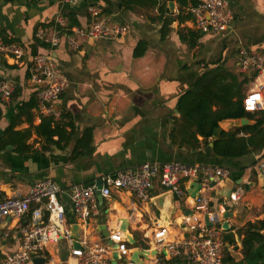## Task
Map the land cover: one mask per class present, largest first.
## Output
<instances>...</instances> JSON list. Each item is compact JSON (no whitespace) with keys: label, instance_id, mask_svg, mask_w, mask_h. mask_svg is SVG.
<instances>
[{"label":"crops","instance_id":"0c3cea01","mask_svg":"<svg viewBox=\"0 0 264 264\" xmlns=\"http://www.w3.org/2000/svg\"><path fill=\"white\" fill-rule=\"evenodd\" d=\"M127 1L78 0L65 5L59 0H0V40L24 50L20 63L0 60V79L13 89L9 99H0V201L24 197L35 182L50 179L62 191L59 201L68 222H73L69 203L73 185H88L104 175L135 169L144 163L175 161L223 168L230 172L228 178L204 193L210 210L220 212L221 218L226 215L221 225L223 262L264 264V182L257 170L264 161V147L238 158L219 157L212 150L220 131L254 125L259 116L239 127V120H224L206 143L197 136L196 146L181 143L176 133L172 137L180 119L178 100L204 73L222 66L239 79L254 75L238 69V53L241 48L264 52V0H226V8L233 14L231 30L226 34L196 31L193 47L181 41L178 34L184 29L195 31L192 19L174 21L164 29L165 19L179 12L175 0ZM89 7L96 8L107 23L126 26V36L82 42L78 50L69 49L63 37L52 48L35 38L38 29L50 36L57 31L86 28L91 22ZM190 7L188 2L183 13L187 14ZM139 42L144 43L145 52L135 57ZM47 54L55 59L57 72L68 82L55 105L58 115L49 117L60 127L71 124L64 126L61 138L53 137L52 143H45L35 134L34 128L46 116L38 115L36 87L29 82L33 57ZM247 85L243 99L254 87V78ZM30 100L35 101V107L20 111ZM28 131L26 139L12 133ZM248 136L244 132L238 135ZM191 184L185 186L188 199L183 203L172 195L174 212L169 218L151 203L137 202L130 193H113L110 200L102 201L99 216L90 221L91 239L104 237L101 226L108 231L120 223L121 229V220H126L129 233L141 249H147L142 240L159 226L168 228V241H181L188 235L181 218L187 211L195 212L191 196L195 187L191 188ZM230 189V194L240 191L236 203L229 201ZM161 194L155 181L152 197ZM248 224L254 227L248 229ZM19 225L17 220L7 219L0 226V258L18 249ZM246 237L248 244L244 248ZM150 249L155 253L153 245ZM45 254L47 264H73L64 241L50 245ZM158 255L166 256L164 250ZM168 264L192 263L183 256H172Z\"/></svg>","mask_w":264,"mask_h":264},{"label":"built area","instance_id":"2783aa9c","mask_svg":"<svg viewBox=\"0 0 264 264\" xmlns=\"http://www.w3.org/2000/svg\"><path fill=\"white\" fill-rule=\"evenodd\" d=\"M42 1V0H32ZM62 4L73 5L78 0H59ZM196 4L188 10L192 16V27L202 34H226L231 30L233 14L228 10L226 0H195ZM91 22L86 28L54 32L50 36L44 29H38L35 38L51 48L57 46L63 37L66 46L78 50L82 42L94 40H118L126 36V26L110 24L101 19L100 12L89 7ZM61 20H58L60 22ZM24 57L22 47L0 40V60L11 64L20 63ZM238 69L254 74V87L243 99L246 113L253 114L264 109V52H249L241 48L238 53ZM29 82L36 87V111L40 116H56L55 105L68 87L66 79L56 70V61L50 55H36L29 68ZM13 89L0 79V99L10 98ZM251 101V104H249ZM257 170L264 182V161L257 165ZM229 171L209 165H186L180 162L163 164L144 163L135 169L107 174L88 185H73L69 189L70 212L73 222H68L67 213L59 201L61 190L58 185L44 179L35 182L24 197H7L0 201V226L7 219L20 222L17 232L20 245L16 251L0 258V264H26L34 258H48L45 254L50 245L64 241L68 244L69 258L73 264H168L172 256H183L192 264H224L223 233L220 212L209 208V201L204 197L211 189L212 182L219 183L229 176ZM158 181L163 193L170 192L180 202L188 199L185 186L197 183L200 189L192 201L195 212L184 215L181 225L188 234L181 241H168V228L159 226L150 237L142 241L147 249L131 246L120 223L111 230H106V237L91 239L90 221L99 216L103 200H110L113 193L132 194L137 202L151 203L153 183ZM98 182L100 188L98 190ZM99 191L101 200L97 199ZM239 192L230 194L229 201L236 203ZM221 212H224L222 210ZM26 220V221H25ZM206 220L212 224L207 226ZM25 221V223H21ZM78 225L75 239L78 247L73 246L71 226ZM130 234V233H129ZM131 235V234H130ZM132 236V235H131ZM134 239V237L132 236ZM155 253H151L150 246ZM149 246V247H148ZM135 249L143 252L140 261L132 260ZM164 250L165 257L158 254ZM153 251V252H154ZM114 253L117 257H114Z\"/></svg>","mask_w":264,"mask_h":264},{"label":"trees","instance_id":"16d2710c","mask_svg":"<svg viewBox=\"0 0 264 264\" xmlns=\"http://www.w3.org/2000/svg\"><path fill=\"white\" fill-rule=\"evenodd\" d=\"M132 0H128L129 4ZM179 6V12L176 16L168 17L164 21V29L168 28L174 21L183 23L191 20L190 13H183L184 8L194 6L195 0H175ZM180 40L188 42L190 47H193V39L198 37L196 31L189 29L180 30L178 32ZM190 38L191 40H188ZM145 47L143 42H139L134 50V56L140 57L144 54ZM252 77H243L239 79L236 75L227 72L222 66H217L215 69L204 73L192 87L183 93L177 103V109L180 115L179 122L172 131V137L176 133L182 142H186L191 146L198 144L197 136L203 139L206 143L212 139L216 130L219 129V123L224 120H240L246 118L249 121L256 120L254 125L235 128L229 132L220 131L218 137L213 140V153L219 157L238 158L248 154L251 151L259 150L264 147V109L257 113L249 114L243 108V88L247 85ZM35 101L30 100L24 104L20 111L26 108H34ZM216 108L215 110L213 108ZM54 123L53 117H41V123L34 128L37 137L42 138L45 143H52L53 137L61 138L64 126H71L70 123H65L63 127ZM11 132V128L6 130ZM240 132H244L249 136L238 137ZM16 135H21L20 139H26L30 132L19 133L12 132ZM23 151V150H22ZM264 225V222H262ZM248 229L254 227L252 224L247 225ZM256 237L255 233L251 234ZM244 248H247V237L244 239Z\"/></svg>","mask_w":264,"mask_h":264},{"label":"water","instance_id":"95a60500","mask_svg":"<svg viewBox=\"0 0 264 264\" xmlns=\"http://www.w3.org/2000/svg\"><path fill=\"white\" fill-rule=\"evenodd\" d=\"M169 8L172 11V9H173V4L172 3H170ZM239 121H240V125H238L237 127L245 126V125L249 124V120L246 119V118H242ZM0 134H1V131H0ZM97 185H98V190H99L100 183L98 182ZM215 186H216V182H212L209 185L210 188H213ZM245 186H246V188L248 187L247 185H245ZM194 187H195V190H194V192L191 195L193 198L195 197L197 191L200 189V186L197 183H192L191 184V188H194ZM231 191H232V189L229 190V193H228L229 196H230ZM96 195H97V199L101 200V196H100L99 191H96ZM151 204L154 207H156L157 209L162 210V213H164L165 217H167V218H169L170 215L174 212V200H173L172 194L170 192H166V193H163V194H161L159 196L153 197L151 199ZM184 215L191 216L192 212L191 211H187V212L184 213ZM222 218L225 220L226 215H223ZM206 224H207V226H212V224L209 223L207 220H206ZM127 225L128 224H127L126 220H121V230L125 233V238H126L127 242L131 246H134L135 245V241L132 238V236L129 234V231L127 229ZM70 230H71L72 238L74 239L73 246L74 247H78V243L75 240L77 238V235H78V225H72ZM99 230L102 232L104 237L107 236V232H106V227L105 226H101ZM141 255H143V252L139 251L138 249H135L133 254H132V260L135 261V262H139ZM113 256L117 257V254L114 253ZM32 263L33 264H46V258H34L32 260Z\"/></svg>","mask_w":264,"mask_h":264},{"label":"rangeland","instance_id":"374dc122","mask_svg":"<svg viewBox=\"0 0 264 264\" xmlns=\"http://www.w3.org/2000/svg\"><path fill=\"white\" fill-rule=\"evenodd\" d=\"M251 87V84L247 85L246 89L250 88ZM249 90V89H248ZM247 92V91H246Z\"/></svg>","mask_w":264,"mask_h":264},{"label":"snow or ice","instance_id":"6c2138e0","mask_svg":"<svg viewBox=\"0 0 264 264\" xmlns=\"http://www.w3.org/2000/svg\"><path fill=\"white\" fill-rule=\"evenodd\" d=\"M249 104H251V101H249Z\"/></svg>","mask_w":264,"mask_h":264}]
</instances>
